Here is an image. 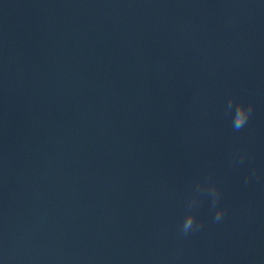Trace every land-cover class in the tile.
I'll list each match as a JSON object with an SVG mask.
<instances>
[{"label": "water", "instance_id": "95a60500", "mask_svg": "<svg viewBox=\"0 0 264 264\" xmlns=\"http://www.w3.org/2000/svg\"><path fill=\"white\" fill-rule=\"evenodd\" d=\"M0 264H264V0H0Z\"/></svg>", "mask_w": 264, "mask_h": 264}, {"label": "clouds", "instance_id": "9594fccd", "mask_svg": "<svg viewBox=\"0 0 264 264\" xmlns=\"http://www.w3.org/2000/svg\"><path fill=\"white\" fill-rule=\"evenodd\" d=\"M253 104L251 102L245 103L243 100H237L236 97H229L225 105V112L232 116V127L234 131L243 129L252 114ZM246 156L243 151L233 153V161L235 163L242 162ZM255 174V169L248 177H245V183ZM201 195H206L209 199L210 206L214 210L213 220L220 222L225 216L226 210L220 206L221 190L219 186L211 178L198 182L195 186L194 192L187 203L186 214L179 227L178 235L184 237L192 232L199 231L202 228V223L197 219L195 209L200 205Z\"/></svg>", "mask_w": 264, "mask_h": 264}]
</instances>
